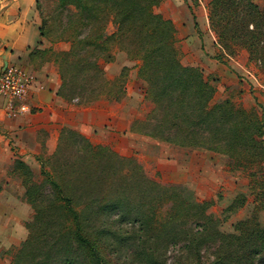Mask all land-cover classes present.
<instances>
[{
    "label": "rangeland",
    "instance_id": "obj_1",
    "mask_svg": "<svg viewBox=\"0 0 264 264\" xmlns=\"http://www.w3.org/2000/svg\"><path fill=\"white\" fill-rule=\"evenodd\" d=\"M209 1L40 0L39 50L58 65L67 87L74 91H70V96L79 98L81 103H90L108 84L114 91L124 83L122 95L127 97L128 107L132 108L129 115L134 116V121L143 118L150 108L144 99L147 84L141 78V71L151 72L155 67L149 64L140 71L142 58L150 63L157 60L159 54L153 49L159 41H166V31L170 34L171 47L178 51L179 61L184 59V65L201 68L214 85L212 101H229L234 107L240 106L245 111H237L238 119L244 118L253 125L261 118L263 108H244L239 99L247 93L249 85H257L259 96L264 100V42H261L264 41V0H251L260 14L243 10L244 2L239 1L242 6L230 13L236 37L230 38V33L224 31L215 49L207 38L203 42L209 35L204 29L206 24L211 30ZM128 10L132 14L130 22L125 20ZM157 13L167 21L164 26L159 24V18L152 16ZM119 24L128 30L119 34ZM187 32L189 39L183 36ZM211 33L216 41L214 31ZM199 40L200 57L195 46ZM205 48L208 52H204ZM111 62L116 66H111ZM120 67L121 74L107 78ZM98 69L109 82L102 81ZM130 128L126 138L116 139V143L121 139V146L93 144L88 139L93 145H106L110 150L92 161L95 176L90 183L91 196L86 195L92 203L83 200L81 182L77 179L73 182L78 189L73 205L82 211L83 220H88L82 222V229L89 233L104 222L102 226L105 225L108 236L105 243L114 264H182L189 257L190 238L197 229L203 231L197 240L200 254L194 249L191 262L201 259L204 262L213 257L220 242L213 231L239 233L247 224L264 225V160L258 159L264 156V143L258 149L236 146L242 157L234 168L222 154L173 145ZM248 133L242 131L237 138ZM74 139L78 138L67 133L60 139L61 172L81 169L84 144L81 139ZM113 151L124 159L112 156ZM43 158L50 178L44 177L41 168L37 174L32 172V181L41 187L43 194L37 202L41 198L47 201L51 192L57 191L53 180L61 183L57 163L48 156ZM121 169H128L130 175L124 177ZM101 170L102 179H98ZM66 176L74 181L71 174ZM193 202L205 206L208 220L197 222ZM51 213L54 217L59 215L56 211ZM14 252L15 249L9 255L8 264H12Z\"/></svg>",
    "mask_w": 264,
    "mask_h": 264
},
{
    "label": "trees",
    "instance_id": "obj_2",
    "mask_svg": "<svg viewBox=\"0 0 264 264\" xmlns=\"http://www.w3.org/2000/svg\"><path fill=\"white\" fill-rule=\"evenodd\" d=\"M239 1L244 2L243 6ZM39 3L40 0H38V8L40 7ZM241 6L244 7L243 10L249 9L256 12V14H260L258 6L251 0L209 1L207 8L209 24L216 35V43L222 38L224 31L230 33V38L236 37V31L232 27V14L230 16V13ZM129 11L125 13L127 22H130L132 18ZM250 11H246V13L249 12L250 14ZM225 12H227L226 16L223 15ZM152 16L159 18L158 22L161 26L167 23L158 13ZM250 25H254V23H250ZM123 30L128 29L121 28L119 24L117 32L121 34ZM165 36L166 41H159L153 49L159 54L156 61L150 63L146 58L145 60L142 58L140 71L145 70L149 64L152 68L155 67L151 72L148 70L146 72L141 71V78L147 84L144 99L149 102L150 108L143 118L132 121L130 129L173 145L222 154L229 160L228 165L235 168L242 157L236 146L242 145L246 149L250 146L258 149L264 143V111H262L259 121L250 125L244 118L238 119L237 111H245L240 106H235V108L229 101L213 102L214 85L198 66L182 64L178 59L177 49L171 47L170 34L165 31ZM257 62L261 63V59H257ZM98 70L102 74V81L104 83L109 82L104 77L103 71ZM59 71L61 73L60 68ZM61 76L63 79V95L74 97L69 94L70 91H74L72 88L67 87L62 74ZM109 85H107L106 90H103L92 100L101 97L111 101H119L123 97L124 83L120 85L119 90L115 87L114 91ZM78 94L81 93L78 92ZM254 129L257 133H253ZM242 131L249 133L243 138H237ZM63 133L78 138L74 141L79 139L83 141V162L79 172H73V170L68 173L61 172V156L58 152L60 149L59 141L56 150L48 157L54 159L57 163L56 167L59 168L61 183L56 182V180L52 181L57 191L51 192V198L47 201L41 198L37 202L39 197H43L41 187L33 183L32 171L29 167L20 161L17 162V168L25 186V196L31 204L33 215L32 219L26 223L27 237L15 249L12 264H114L112 254L107 251L105 243L108 236L105 225L102 226L104 222L93 228L94 230L92 229L89 233H84L82 222L85 218L81 215L82 211L79 212L73 205L76 191L78 193V189L76 190L77 185L74 184L76 179L82 184L80 192L85 195L83 200L92 203L86 197V195L91 196L90 183L94 178L93 176H95V172L92 170V161H96V157H101L102 153L110 150L106 145H93L75 130L64 129ZM110 153L116 158L120 157L114 151ZM43 159L40 160V172L44 177L50 178V175L45 172ZM118 159L123 160L124 158ZM258 159L264 160V156ZM250 160L248 161L250 162ZM96 169L94 167V170ZM121 170H123L124 177L130 175L128 169ZM100 173L98 179H102L103 170ZM65 174H71L74 181H69ZM101 199L102 196H100V203ZM87 205L89 204H84L88 207ZM193 205L197 222L202 219H205V221L209 219V214L204 211V205L195 202H193ZM101 206L102 203L99 207ZM53 211H56L59 215L54 217L51 213ZM87 222L88 220L84 221L83 224ZM199 230L197 229L192 234L190 238L191 247L189 246L187 249L189 257L182 264H264V225L261 226L259 222L254 225L247 224L245 230L239 233L213 231L214 237H218L220 241L215 251H213V257L205 259L204 262L201 259L193 263L191 262L194 255L192 251L196 249V254H200L197 249V240L199 234L201 236L203 231ZM199 257L198 255L197 258Z\"/></svg>",
    "mask_w": 264,
    "mask_h": 264
},
{
    "label": "crops",
    "instance_id": "obj_3",
    "mask_svg": "<svg viewBox=\"0 0 264 264\" xmlns=\"http://www.w3.org/2000/svg\"><path fill=\"white\" fill-rule=\"evenodd\" d=\"M40 26L38 0H0V70L15 64L34 75L27 98L30 112L7 117L0 97V264H8L10 253L27 237L26 223L33 215L17 162L37 174L40 160L56 150L64 129L77 131L93 144L121 146V139L118 143L116 139L127 137L134 117L129 115L132 108L128 107L126 95L119 101L99 98L85 104L77 97L64 96L58 65L39 50ZM181 28L184 27L181 25ZM204 29L209 35L203 42L207 38L215 49L217 43L208 24ZM187 35L188 32L183 36ZM195 44L196 55L200 57V40ZM204 52H208L206 48ZM111 66L116 65L111 62ZM121 70L120 67L107 78L119 75ZM248 88L239 99L240 105L264 111V100L259 96L257 85Z\"/></svg>",
    "mask_w": 264,
    "mask_h": 264
},
{
    "label": "built area",
    "instance_id": "obj_4",
    "mask_svg": "<svg viewBox=\"0 0 264 264\" xmlns=\"http://www.w3.org/2000/svg\"><path fill=\"white\" fill-rule=\"evenodd\" d=\"M33 81V73L19 65L8 64L0 70V97L7 117L30 112L27 98Z\"/></svg>",
    "mask_w": 264,
    "mask_h": 264
}]
</instances>
